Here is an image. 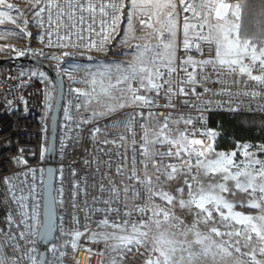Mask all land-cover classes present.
Masks as SVG:
<instances>
[{
    "label": "snow or ice",
    "instance_id": "6c2138e0",
    "mask_svg": "<svg viewBox=\"0 0 264 264\" xmlns=\"http://www.w3.org/2000/svg\"><path fill=\"white\" fill-rule=\"evenodd\" d=\"M35 2L40 4L45 0ZM0 6L13 8L6 0H0ZM126 7L127 26L121 42L132 49L131 53L126 52L125 55H132L133 59L127 64L116 62L98 66L95 72L89 71L91 79L87 83L91 91L76 90L78 95L86 97L87 103L91 104L95 100L103 105L104 111L93 112L94 117L109 116L133 105H152L161 93L171 100L173 89L177 85L170 77L177 73L178 68L188 77L179 83H197L196 74L189 72L188 66L202 70L210 66L217 75L223 72L245 77L260 88V92L250 91L247 95L264 94V0H259L258 4L254 0H46V7L40 8L35 15L40 17L41 12L47 11L50 29L57 33L61 28L65 29L67 34L62 37L65 40L70 39L73 33L84 39L81 32H96L100 37L99 41L89 40L84 47L105 52L106 42L113 37L118 24L123 21ZM97 16L100 17L98 32L93 27L97 24ZM3 22L0 20V23ZM135 39L148 42L132 45L130 41ZM152 40L156 42L152 43ZM194 40L213 45L214 56L200 60L187 56L177 64L178 48L182 47L187 52L193 47ZM195 47L202 53L200 43H196ZM202 75L203 79H208L206 73L202 72ZM141 89L148 93L154 92L155 97L145 95ZM178 91L184 90L179 88ZM184 94L187 95L186 92ZM133 119L130 116L127 121L121 122V126L130 128ZM184 123L188 125L192 121L187 119ZM141 128V160L138 162L141 168L147 169L151 164L155 172L159 173L158 165L163 163L164 158L179 161V167L165 165L166 169L170 168L167 179H174L178 173L183 175L184 186L189 189L188 198H184V186L170 194L162 189L157 191L152 186V177H148L147 181L140 179L136 172L137 161L133 158V175L129 179L135 178L145 187L147 203L143 207L134 205L131 209L124 203L122 222H110L109 213L114 212L120 216V209L112 207L114 202L120 200V194L113 186L110 191L115 201L111 198L103 201L108 207L102 210L105 215L98 226H108L118 232L93 235H101L105 241L116 240L118 243L113 246L114 251L119 250L125 257L135 252L143 258V264H227V260L234 254L249 256L251 264H264V260L256 258L257 248L259 256L264 257V159L249 150L253 146L241 144L232 152H217L214 148L217 133L214 130L203 133L185 130L172 137L165 132V129H169L167 117L154 139L149 137L146 125H141ZM94 132L100 133L101 128H94ZM197 136L202 138H196ZM159 145L168 147L162 151ZM237 152L241 153L242 159H237ZM259 152L264 153V145L259 146ZM194 170L197 173L202 171L208 177L219 175L221 180L205 186L196 175H192ZM156 179H160L159 175H156ZM229 181L233 182L231 188L228 186ZM7 182L11 183V180ZM193 182L197 185L195 190ZM103 187L101 185L102 189ZM237 190L247 194L248 199L230 201L228 195L235 196ZM123 191L127 193L129 189L125 188ZM132 191L139 198V191L135 186ZM12 195L23 208L25 197H16L15 192ZM157 197L162 204L154 202ZM174 202L181 209L191 210L195 207L191 226H184V222L168 208ZM238 205L248 208L249 213L235 211ZM133 213L139 219L134 218ZM214 214H218L219 226H212L207 234L197 230L200 223L207 224L211 221L216 224L217 216ZM20 215L24 216L25 213L21 212ZM78 222L77 220L76 223ZM153 226L158 234L150 236ZM52 227L50 220L43 233L44 238L51 233ZM177 233L184 239H176ZM189 233L194 239H187ZM74 235L79 238L82 233L76 231ZM76 246L75 243L72 244L73 248ZM0 264H8V258L0 256ZM235 264L240 262L237 260Z\"/></svg>",
    "mask_w": 264,
    "mask_h": 264
},
{
    "label": "built area",
    "instance_id": "2783aa9c",
    "mask_svg": "<svg viewBox=\"0 0 264 264\" xmlns=\"http://www.w3.org/2000/svg\"><path fill=\"white\" fill-rule=\"evenodd\" d=\"M30 1L36 3L35 0ZM45 7L46 0L36 3V12ZM47 19V11L37 17L36 41L30 46L15 44L4 56L38 58L53 65L59 72L68 63L106 54L113 39L106 42L105 52H97L84 47L89 40L99 41L96 32H81L84 39L73 33L70 39L65 40L62 39L67 34L65 29L61 28L57 33L50 29ZM99 19L97 16V24L93 26L97 32L100 28ZM196 43H200L202 53L197 51ZM20 52L25 54L20 55ZM214 54L213 45L194 40L189 51L178 48L176 63L179 64L187 56L200 60L211 58ZM188 71L196 74L197 83H179L188 77L178 68L177 73L170 77L177 85L171 100L161 93L152 105L125 107L103 118H93L66 84L56 138V161L53 165L56 170L54 197L57 233L55 242L47 247L46 264H110L106 244L97 242L99 239L93 238L92 234L118 232L108 226H98L105 215L102 210L108 207L103 201L110 198L115 201L110 191L113 186L119 192L120 200L114 202L112 207L120 209V216L109 213L110 222H122L124 203L128 204L129 209L134 205L143 207L147 203L145 187L135 178L129 179L133 175V158L137 161L139 178L147 181L148 177H152V186L157 191H166L169 183L182 176L178 173L174 179H167L170 168L166 169L165 165L180 166L179 161L170 158H164L163 163L158 165L159 173L155 172L151 164L147 169L141 168L138 163L141 160V125L148 127L149 137L154 139L165 117L169 124L165 132L172 137L179 131L197 130L203 133L212 130L209 118L215 114L264 119V94H246L250 91L260 92L254 82L223 72L217 75L210 66L203 70L188 66ZM202 72L208 75L207 80L203 79ZM179 88L184 91H178ZM141 92L144 90L141 89ZM144 94L155 97L154 92ZM55 96V83L40 69L29 64L0 66V256H6L8 264L40 263L42 248L39 231L43 223L46 150L54 103L51 98ZM130 116L134 117L132 126L122 127L121 122L127 121ZM187 119L192 123L186 125L184 121ZM86 120L92 122L85 123ZM177 120L180 122L176 123ZM96 127L101 128L100 133L94 132ZM159 147L163 151L168 146ZM156 175H159V180ZM9 180L11 183L7 182ZM133 186L139 191V198L133 193ZM125 188L129 189L127 193L123 191ZM13 192L16 197H25L23 208L13 198ZM158 198L154 200L156 204ZM21 212L25 215L21 216ZM133 217L139 219L136 213H133ZM76 231L82 233L79 238L74 235ZM73 243L77 245L75 248L72 247ZM119 259L120 264H143V258L135 252L129 253L127 257L120 255Z\"/></svg>",
    "mask_w": 264,
    "mask_h": 264
},
{
    "label": "rangeland",
    "instance_id": "374dc122",
    "mask_svg": "<svg viewBox=\"0 0 264 264\" xmlns=\"http://www.w3.org/2000/svg\"><path fill=\"white\" fill-rule=\"evenodd\" d=\"M7 3H10L13 5V8L9 9L6 6H0V13H6L7 15H0V20H3V23H0V57H3L4 55L8 54V51L10 48L15 44H25L27 46H30L32 42L36 41V30H37V17H36V3L30 1V0H6ZM127 7L125 8V16L123 18V21L118 24V27L116 29V33L113 34V39L110 42L108 46V51L104 55H97V56H90L92 59H89L88 57L76 62H71L66 65H64L59 73L64 77L65 82L68 87L72 88V90L75 92L76 96L78 97L81 104L85 107L86 111L93 117V112H100L104 111V107L102 104H98L95 100L92 101L91 104L87 103V99L83 95H78L76 92L77 89H80L81 91H91V87L87 81L91 79L89 76V71L95 72L100 65H108L116 62H123L124 64H127L128 61L133 59L132 55H125V53H131L132 49H130L127 45L123 44L121 41L123 37L125 36L126 32V26H127ZM30 33V35H29ZM137 35L139 36L140 33L137 31ZM182 36V33L180 34ZM148 41L144 39H135L131 40L130 43L132 45L136 44H144ZM155 40H152V43H155ZM101 71L103 69H100ZM123 87V86H121ZM97 92H99V87L97 86ZM95 95V94H93ZM55 100L54 97L51 98V101L53 102ZM124 109V108H123ZM122 110V109H121ZM120 111V110H119ZM118 112V111H117ZM105 117V116H103ZM99 117V118H103ZM199 138V137H196ZM214 138V148L217 152H221L217 149L216 143ZM247 145H252L253 147L249 150L252 152H255L257 156L264 159V153L259 152V146L261 145H253L251 143H242ZM241 145V144H238ZM237 145V146H238ZM237 148V147H236ZM236 150V149H235ZM227 153V152H224ZM229 153V152H228ZM211 158V156L209 157ZM237 159H242V155L240 152H237ZM192 175H196L197 179L201 181L205 186H207L209 183H216L221 180V177L219 175H216L213 177H208L203 174L202 171L199 173L195 172ZM185 178L184 176H179L175 179V181H172L166 186V191L170 194L174 193L175 190L179 187L184 186ZM228 186L231 188L233 186V182L229 181ZM197 185L193 182V190H195ZM188 192L189 189L184 186V198H188ZM230 201H243L247 200V194L237 190L235 192V196L228 195L227 197ZM157 204H162V201L159 199L156 200ZM168 208L170 210H173L175 212V215L180 218L184 222V226H191L194 222V213L196 212L195 207L193 206L191 210L184 208L181 209L178 204L169 205ZM225 212H227V209H224ZM235 211H240L243 213H249V209L246 207H240L239 205L236 207ZM255 214V213H253ZM217 216V223L213 224V222H209L207 224L200 223L198 225V229L202 234H207L209 229L212 226H219L218 225V214H214ZM234 223V222H233ZM165 228L167 225L164 226ZM183 227V226H182ZM163 230V229H161ZM175 231V230H173ZM221 231H224L223 228H221ZM157 230L153 226L152 231L150 232V236L156 235ZM92 237L97 240V242L106 244V251L109 254L108 258L110 260V264H120V252L119 250H113V246L116 245L118 242L114 239L105 241L102 236L99 235H93ZM100 237V238H98ZM176 239H184L183 236H180L179 233H177ZM188 240L194 239V236L189 233L187 235ZM227 239V237L225 238ZM185 256L187 254L185 253ZM257 259L264 260V257L259 256L258 254V248H257ZM239 261L240 264H251V258L249 256H244L240 254H234L233 257L229 258L227 260V264H235L236 261Z\"/></svg>",
    "mask_w": 264,
    "mask_h": 264
},
{
    "label": "water",
    "instance_id": "95a60500",
    "mask_svg": "<svg viewBox=\"0 0 264 264\" xmlns=\"http://www.w3.org/2000/svg\"><path fill=\"white\" fill-rule=\"evenodd\" d=\"M32 65L40 69L47 76H49L56 85V96L53 103V108L50 113L49 119V133L48 142L46 150V163L47 167L45 170L44 178V209H43V223L39 231V243L42 248L40 255V263L46 264L48 258L47 247L55 242V237L57 233V214H56V203L54 197V186L56 180V170L53 166L56 161V138L58 125L64 100L66 82L62 75H57L52 68L42 60L38 58H16L13 56H3L0 58V66L10 65V66H24ZM52 223V231L44 238L43 233L47 228L49 221Z\"/></svg>",
    "mask_w": 264,
    "mask_h": 264
},
{
    "label": "trees",
    "instance_id": "16d2710c",
    "mask_svg": "<svg viewBox=\"0 0 264 264\" xmlns=\"http://www.w3.org/2000/svg\"><path fill=\"white\" fill-rule=\"evenodd\" d=\"M254 3L258 4L259 0ZM49 66L61 75L53 65ZM209 127L217 133L215 143L221 152H232L242 143L264 145V119L261 117L215 114L209 118Z\"/></svg>",
    "mask_w": 264,
    "mask_h": 264
},
{
    "label": "crops",
    "instance_id": "0c3cea01",
    "mask_svg": "<svg viewBox=\"0 0 264 264\" xmlns=\"http://www.w3.org/2000/svg\"><path fill=\"white\" fill-rule=\"evenodd\" d=\"M159 199V198H158Z\"/></svg>",
    "mask_w": 264,
    "mask_h": 264
}]
</instances>
